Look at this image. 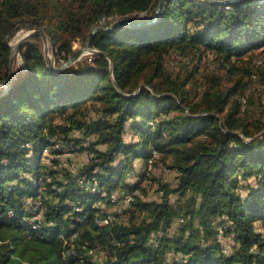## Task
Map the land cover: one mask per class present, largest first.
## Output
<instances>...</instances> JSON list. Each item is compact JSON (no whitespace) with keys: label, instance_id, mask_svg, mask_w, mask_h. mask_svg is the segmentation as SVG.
I'll list each match as a JSON object with an SVG mask.
<instances>
[{"label":"trees","instance_id":"trees-1","mask_svg":"<svg viewBox=\"0 0 264 264\" xmlns=\"http://www.w3.org/2000/svg\"><path fill=\"white\" fill-rule=\"evenodd\" d=\"M158 3L0 0V82L18 30L42 29L64 60L103 27L99 60L53 73L26 42L21 75L0 87V264H264V111L235 116L252 75L235 63L264 48V0H164L156 17ZM206 55L241 76L227 90L210 77L193 100L169 60ZM71 153L87 160L70 167ZM158 164L176 185L148 201Z\"/></svg>","mask_w":264,"mask_h":264},{"label":"rangeland","instance_id":"rangeland-1","mask_svg":"<svg viewBox=\"0 0 264 264\" xmlns=\"http://www.w3.org/2000/svg\"><path fill=\"white\" fill-rule=\"evenodd\" d=\"M216 1L224 2L228 0H216ZM223 6L224 7L228 6V4H224ZM228 9H230L229 6H228ZM139 17L141 18V20H143L144 18L142 15H140ZM36 30H39V29H36ZM30 31L31 30H25V29L18 30L14 34L12 39L9 41V44L11 45L15 44L18 41L17 40L16 42H12V40L15 38V36L18 33L25 32L26 34H28ZM45 35L48 37L46 33ZM28 42H32L33 44L37 45L40 51L42 52L43 56L45 55V53L46 55L51 56V58L53 59V64L57 68L63 65L65 61L75 51L79 50L83 46L85 39L78 38V39L72 40L70 42L71 53L68 55L64 53L65 58H67L64 60H63V57L61 58L57 55V49H55L54 46L50 44L48 39L44 40L41 36L36 35L32 39H30ZM212 58L213 57L211 55L209 56L206 55V57H203L201 59L197 57L192 59V58H182L179 56H173L169 60L172 62L169 66V69L171 68L173 69L172 73L175 76H178L179 78L184 79L191 74L189 78L186 79L187 80L186 82H188L186 85V88L189 91L190 98L193 100H198L200 98L203 92L204 86L208 85L209 83L210 77L218 78L222 84L221 85L222 90H227L228 88L236 84L237 78L241 76V74H239L237 78L230 79L229 75L227 74L226 68L219 65V63L214 61ZM88 60L97 61L99 60V58L97 57V55H95L94 52L86 51L83 55H81V57L77 61H75L74 63L70 64L67 67L74 66L78 62L88 61ZM22 64H23L22 60L19 54H17L14 60V64H13L12 81H15L18 78V76L21 75L22 66H23ZM235 66L237 67L238 71L241 68H244L247 71L248 70L252 71V75L250 77H247V76L242 77L243 81L245 82L248 81V85L246 86L245 91L243 92L242 96L239 95L237 97L239 110L236 111L235 116L237 114L236 117H240V118H243L246 115L257 117L259 115V112L264 111V48L261 47V49L258 51L256 55H254V57H251V58L244 57V60L235 63ZM0 87H2V90H1V94H2L3 90H5V86L0 85ZM230 112H235V109L232 106H227L226 110L220 116L222 120L224 118H227ZM231 119H232V116L231 118H228L229 122L235 125L234 123H232ZM222 120H220V122ZM74 134H77V133H74ZM130 135L131 134H129L128 137H130ZM67 157L71 159L70 167H75L76 165L81 164L82 162H85L87 160V155L85 153H81V154L71 153L70 155H67ZM140 163L141 162L139 161L134 162L135 170H139ZM150 172L151 174L154 175V178L151 180L144 181L143 185L146 189V192H145L146 195L143 198L148 201H152V200L160 201V197L162 194L161 187L163 186V184H165L169 188H174L176 185L177 173L175 171L166 170L164 166L161 164H158L155 167H150ZM176 198H177L176 195L174 194L170 195V199L172 201H174ZM123 208H125V206L124 207L118 206L115 208H111L110 210L111 212H116L118 214H121V210ZM256 226L264 233V229H262L259 224H257ZM219 237H220L221 242L223 243L224 249L228 250L229 245H230V240L222 239L221 236ZM92 256L94 260H100L102 258V253L97 252L96 254L94 253Z\"/></svg>","mask_w":264,"mask_h":264},{"label":"water","instance_id":"water-1","mask_svg":"<svg viewBox=\"0 0 264 264\" xmlns=\"http://www.w3.org/2000/svg\"><path fill=\"white\" fill-rule=\"evenodd\" d=\"M208 2L214 3V4H220V5H224V4H231L233 2H237L239 0H228V1H216V0H206ZM164 5V0H159L158 6L156 8V17L159 15V13L161 12L162 8ZM156 18H154L153 20L150 21H144V22H132L129 20H123V21H117L112 23L109 27H107V29H115L118 27H121L123 25H130V26H135V27H139L143 24L146 23H151L155 20ZM103 29V27L100 26H95L87 35L85 42L83 44V46L75 51L66 61L63 65L59 66V67H55L53 64V59L51 58V56L44 55V59H45V63L47 68L52 71L53 73H57L58 71L66 68L67 66H69L70 64L74 63L75 61H77L81 55H83L86 51H91L96 53L95 50L90 49L89 47V43L90 40L92 38V36L99 30ZM39 35L41 36L44 40H47L51 43V40L45 35V33L43 32V30H31L28 34H26L25 36H23L22 38H20L15 44L11 45L9 44L10 47V56H9V64H8V78L6 81L0 82V85L5 86V90H3L2 94H5L8 92L10 84L12 82V73H13V64H14V60L17 56V54H19L21 48L23 47V45L28 42L30 39H32L34 36ZM47 37V38H46ZM53 49V48H52ZM53 51V50H52ZM7 87V88H6ZM5 91V92H4Z\"/></svg>","mask_w":264,"mask_h":264},{"label":"bare ground","instance_id":"bare-ground-1","mask_svg":"<svg viewBox=\"0 0 264 264\" xmlns=\"http://www.w3.org/2000/svg\"><path fill=\"white\" fill-rule=\"evenodd\" d=\"M23 35H25V34H24V33H19V34L16 36L14 42H16L17 40H19L20 38H22ZM12 45H13V44H12ZM107 216H108V215H107ZM104 225H105V224H104Z\"/></svg>","mask_w":264,"mask_h":264}]
</instances>
